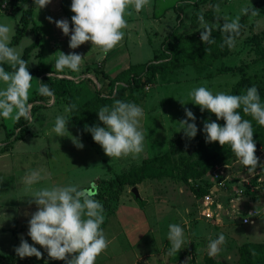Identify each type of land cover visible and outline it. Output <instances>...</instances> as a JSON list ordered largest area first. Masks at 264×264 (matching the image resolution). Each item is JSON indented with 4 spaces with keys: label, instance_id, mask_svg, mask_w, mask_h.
<instances>
[{
    "label": "rangeland",
    "instance_id": "obj_1",
    "mask_svg": "<svg viewBox=\"0 0 264 264\" xmlns=\"http://www.w3.org/2000/svg\"><path fill=\"white\" fill-rule=\"evenodd\" d=\"M63 1L66 13L71 20L74 15L70 10L71 0ZM185 1L194 4L199 0H150L149 5H146L139 13L129 8L132 15L126 14L124 17L128 27L122 30L123 40L115 46L128 51V63L110 67L111 75L122 68H128L131 64L146 63L153 59L157 52L165 49L163 43L177 25L175 9ZM258 1L214 0V3L207 2L200 8L206 13L212 6L219 4L220 12L214 11L213 18H215L209 23H215L217 17H220L219 22L222 24L223 17H227L229 21L237 15L241 18L243 15L241 9L249 8ZM25 3L27 8L31 7L27 0H0V24L13 29L9 44L20 28L21 12L18 8ZM24 8H26L25 5ZM195 11L196 8L192 6L181 15L183 26L180 33L183 35H190L200 29V25L195 26L192 21V14ZM38 16H41L40 12ZM47 24H39L43 34ZM255 33H259L258 35L264 33V11L249 19L244 37L236 41L234 53L231 56L215 62L204 71L188 66L170 72L166 76L158 77L149 86L150 90L146 88L137 95L125 96L121 99L135 103L144 113L140 119V130L145 136L144 151L135 157L130 155L116 159L106 156L102 147L94 142L92 135L85 131V125L98 124L100 127L104 125L97 117L95 120H88L83 125L77 126L72 121V111L67 114L64 111L65 107L69 106L65 98H60L57 102L55 100L54 104L51 100L56 98L54 96L31 103L33 106L40 105L43 108L34 115L31 110L29 133L25 140L15 142L9 151L0 154V264H45V262L65 264V261L51 260L47 252L39 245H34L28 236L31 214L37 210V206L34 203L30 204L29 201L34 191L39 188L65 185L88 188L92 184H95L98 189L94 199L103 205L105 220L101 228L109 242L107 249L96 258L95 264H209L208 243L210 240L218 239L221 233L225 236V243L220 246V251L215 256H211L215 261L226 264H261L264 247L263 178L247 186V189H250L249 194L252 193L251 187L256 189V192L251 194V198L247 196L244 201L233 202V190L222 195L225 220L219 224L210 223L202 216L200 197L194 191L191 181L194 178L186 171L187 161L192 162L196 159L193 140L174 146V152L168 159L172 168L171 174L164 173L148 177L135 186H121L114 182L118 175L140 168L145 160H161L167 152L172 150V141L180 135L182 130L178 122L186 119L185 108L192 111L195 117L197 114L203 116L210 113L207 110L202 113L199 106L192 103L189 93L193 89L204 86L214 95L221 92L231 93L239 77L230 73L220 74V70L225 66H239L245 70H251L252 73H261L264 77V55L262 51L260 54L258 51L254 52L255 48H251L249 41ZM127 36L129 40L125 41ZM34 41L35 35L29 28L20 43L10 47L15 48L22 57L24 50ZM205 45L200 39L178 46L185 52L195 53ZM38 54H40L39 51H33L28 66V71L33 77L28 101L34 97L38 89L36 67L41 65L47 70H52L48 69L52 67L49 58L45 55L37 58ZM86 55L87 53L83 52L82 56ZM107 55H103L96 49L83 60L94 62L96 65L98 61H103L102 57ZM124 57L126 55L122 57L121 53L117 60ZM108 63H114V61ZM84 64L85 62H82L81 66ZM54 71L56 72V69ZM69 72L71 71L65 69L63 73L56 75ZM92 76L97 78L95 74L80 72L73 78L76 83L80 82V84L77 83L78 86H83L86 90L87 95L83 98V102H87L95 95V86L100 89L98 83L102 85L100 79L97 78V83ZM88 78H91L94 83L92 81L91 83ZM3 87L4 85L0 83V88ZM115 94L114 92V95H110L105 91L98 96L93 110L96 111L102 106V99L114 97ZM58 115H67L70 118L67 124L70 135L58 137L52 131ZM15 125L16 121L0 117V149L12 141L7 139V133L13 131ZM18 134L19 131L16 136ZM71 137L79 138L84 145L83 149L75 147ZM255 155L259 158V164H264V148L257 151ZM229 165L232 177L243 175L245 167L237 159L229 162ZM258 169L262 170L259 166L256 170ZM32 170L38 171L41 179L29 187L24 183V178ZM134 187L138 189L140 199L135 197ZM250 203H253V208L261 211V214L255 218L253 225H241L240 220L245 216ZM170 224H178L182 227L185 241L182 249L172 256L168 255L171 247L167 238ZM21 237L38 248L43 253V257L20 259L14 249L19 246ZM246 243H252L260 248L246 247L242 253L241 247Z\"/></svg>",
    "mask_w": 264,
    "mask_h": 264
},
{
    "label": "clouds",
    "instance_id": "obj_2",
    "mask_svg": "<svg viewBox=\"0 0 264 264\" xmlns=\"http://www.w3.org/2000/svg\"><path fill=\"white\" fill-rule=\"evenodd\" d=\"M50 2L51 0H33L34 9L39 12ZM149 3L150 0H71L70 10L74 15L71 18L73 27L69 48L74 50L86 42H91V51L98 49L103 55H107L124 37L122 30L128 27L124 17L126 14L132 15L129 8L139 13ZM25 7L27 8V5ZM212 7L215 12H220L219 4ZM249 11L247 7H243L241 14L247 15ZM257 14L258 11L252 7L251 15ZM220 19L217 17L215 23H209L205 21L202 12L198 13L200 39L204 44H214L216 41L212 37V31L217 29L222 34L223 43L220 46L226 45L232 49L242 28L240 15L230 21L223 17L222 24ZM48 20L54 22L65 36L69 35L70 25L67 19L53 21L48 17ZM12 32L13 29L9 26L0 24V65L7 63L12 68V71H6L0 66V83L4 85L0 88V117L18 122L22 117L31 120L33 105L28 101V93L33 77L28 71V62L22 59L15 48L9 46ZM58 53L54 63L57 73H63L65 69L78 73L83 59L89 54L82 56L76 52ZM53 76V71L48 74L49 79ZM37 82L38 95L54 96L48 84ZM189 97L194 105L199 106L202 113L207 110L215 115L216 120L225 121L223 127L215 121L204 122L205 143L218 142L221 147L228 145L238 162L250 173L255 172L258 166L264 169V164H259V158L255 155L252 122L243 119L237 111L242 107L243 113L250 115L258 125L264 126V105L255 86L249 87L243 95L222 92L214 95L208 88L200 86L193 89ZM74 108L75 105L66 106L64 111L67 114ZM97 114L104 127L98 124L85 125V131L92 135L94 142L102 147L106 156L116 159L130 155L135 157L144 151L145 136L140 130V119L144 113L141 107L132 102L116 100L111 107H101ZM185 116L186 119H182L178 124L184 135L191 139L198 132L196 117L187 108ZM69 120L67 115H58L52 131L58 137L70 135L67 130ZM71 138L75 147L83 149L84 145L79 138ZM40 179V173L32 170L25 176L24 183L31 187ZM97 192L95 184L88 188L65 185L35 190L29 203H34L37 210L31 214L28 223V236L34 245L43 248L51 260L65 261V264H95L96 258L109 244L101 228L105 220L103 205L94 199ZM168 228L167 238L171 244L168 255L172 256L177 254L185 243L184 231L178 224H170ZM224 243L225 236L222 233L218 235V239L210 240L207 246L208 255L215 256ZM14 251L20 259L43 257L38 248L22 237Z\"/></svg>",
    "mask_w": 264,
    "mask_h": 264
},
{
    "label": "trees",
    "instance_id": "obj_3",
    "mask_svg": "<svg viewBox=\"0 0 264 264\" xmlns=\"http://www.w3.org/2000/svg\"><path fill=\"white\" fill-rule=\"evenodd\" d=\"M27 2L31 4V7L24 8L21 6L20 8H18V10L21 12L20 28L16 32L9 46H15L19 44L23 39L26 31L30 28L31 33L35 35V41L24 50V54L22 56V59L26 60L29 65L30 57L33 51L40 49L43 46L44 34L33 18V0H27ZM207 2L214 3V0H199L194 4H190V2L185 1L180 6L176 7L175 11L177 13V25L173 29L171 35H169L170 37H167L164 41L163 48L165 46V49H163L159 53L157 52L152 60L146 63L131 65L128 69L123 70L115 77L108 75L104 70H101L98 67L88 66L83 71V73L95 74L97 78L102 81V85L100 89H97V87L94 85L95 95L92 96L91 99L87 102H83V98H85V95H87L85 88L83 86L77 85V83L80 84V82L76 83V81H74L73 79L61 78L57 76H53V78L49 79L48 74L51 71L45 69L41 65H38L36 67L35 73L39 78V81L49 85L50 89L54 92V98L56 97V102L60 98H65L66 100H68L69 106L75 105V108L71 113L72 121L77 126H81L88 120H95L98 117L97 113L101 107L110 106L114 103V101L124 99L125 96H134L138 93L143 92L147 87L152 85V83H154L158 77L166 76L170 72L184 69L188 66H193L200 71H204L215 62L224 60L227 57L231 56L234 53V49H229L226 45L224 47L220 46L223 43L222 34L217 29H213L212 31V37L216 42L212 45L206 44L203 48L201 47L195 53L185 52L178 46L186 45L189 42L192 43L200 40L199 31L201 29H198V31L191 33L190 35H183L182 33H180V29L183 26L181 15L185 12L186 9L192 6L195 7L196 11L194 12V14H192V21L194 22L195 26H199L198 13H201L203 10L202 8H200V6L205 5ZM252 7L257 10L258 13L264 11V0H259L254 5L250 6L248 8L250 10L249 14L242 15V17L240 18L242 28L240 36L236 38V41L241 40L244 37L248 21L253 17L251 15ZM213 12V7L206 11V13L202 12L206 22H210L215 18H213ZM258 34L259 33H255V35H253L251 40L249 41L251 42V48H255L254 52L258 51V54H260V51H262V55H264V33H262V35ZM40 57L41 54H38L37 58ZM0 66H3L8 71H12L11 66L7 63H4ZM53 73L58 74L55 71ZM229 73L237 75L239 77L238 81L234 83V86L230 93L231 95H243L246 93V90L249 87L255 86L258 89L261 103L262 105H264V77L261 75V73H252L251 70H245L244 68H240L239 66H225L220 70V74ZM62 75H67L72 78L76 77V74L72 72ZM88 80L94 83L91 78H88ZM105 91L109 92L110 95H114V92L116 94L114 97L102 99V106L94 111V102L96 101L97 97L101 96ZM45 98L47 97L40 96L36 92L34 97L31 98L29 102L37 103L44 100ZM42 108L43 107H41L40 105H34L32 107L33 115ZM237 111L241 114L243 119H247L252 122L254 131L253 140L256 144V152L264 148V126L258 125V123L253 120L250 115L243 113L242 107L240 109H237ZM205 121H215L222 127L225 124V121L222 119L216 120L215 115L212 113L197 118L195 120V123L198 128V132L194 138L189 139L184 135L183 130H181L180 135L172 141V150L167 152L161 160H145L140 168H137L135 171L129 173L118 175L115 178L114 182H117L121 186H135L139 183H142L148 177H155L164 173L171 174L172 168L170 167L168 159L174 152V146L178 143H182L188 140L194 141L196 159L192 162L187 161V174L192 176L194 178V181L201 180L205 182L209 172L216 165L229 164V162L236 159L228 145L221 147L218 142L210 144L205 143V134L203 133V126ZM30 122V120H25L23 117L18 122H16L13 131L7 133V139H12V141H9L2 149H0V154L9 151V149L15 142L25 140L26 136L29 133L28 126ZM17 131H19V134L16 136ZM206 186L208 187L209 184H206ZM207 187L201 188L199 191H197V189L193 186L194 191L199 195V197L208 191ZM139 201L142 202L141 200ZM243 247H241L242 249L240 248L242 253L245 251L246 247H254L255 249L260 248L259 246L252 243H246ZM208 261L209 264H226L215 261V259H213V257L211 256L208 257ZM261 264H264V247L261 254Z\"/></svg>",
    "mask_w": 264,
    "mask_h": 264
},
{
    "label": "built area",
    "instance_id": "obj_4",
    "mask_svg": "<svg viewBox=\"0 0 264 264\" xmlns=\"http://www.w3.org/2000/svg\"><path fill=\"white\" fill-rule=\"evenodd\" d=\"M69 78L67 75H54V77ZM120 84V83H119ZM150 90V87H147ZM52 103H55V99H51ZM53 103V104H54ZM52 104V105H53ZM257 171V172H256ZM255 172H248L246 168L243 169V175H234L232 177L231 166L229 164L216 165L208 174L206 181H192L193 186L199 191L201 188L207 187L208 191L200 196V210L202 216L210 223H223V203L221 197L224 193L233 190V202L244 201L247 196L251 198V194L256 192V189L251 187V194L247 186L255 184L257 181L264 179V169L256 170ZM233 188V189H232ZM261 214V211H257L253 208V203H250L247 212L243 219H241V225H253L255 218ZM220 226V225H218Z\"/></svg>",
    "mask_w": 264,
    "mask_h": 264
},
{
    "label": "crops",
    "instance_id": "obj_5",
    "mask_svg": "<svg viewBox=\"0 0 264 264\" xmlns=\"http://www.w3.org/2000/svg\"><path fill=\"white\" fill-rule=\"evenodd\" d=\"M26 4L27 3H25L24 5H26ZM24 5L22 7H24ZM39 12H40L41 16H38ZM39 12L37 11V14H36V9L33 10V18H34V21L36 22V24L41 29H42V27L39 25L40 23H48V24H47L45 30L43 29V31H44V44L40 49H38L36 51L40 52L41 57L45 55L47 58H49V63H50V65H52V67H48V69H52L49 71L52 72L55 70L54 63L59 56L58 52H63L65 54H66V51H68L67 54H69L71 52L83 54V52H85L88 54L89 51H91V49L89 48V47H92L91 42H86L85 44L81 45L79 48L74 49V50L69 48L71 28L73 26L71 24V20L69 19V16L66 13L65 8H64V1L63 0H51V2L45 8L41 9ZM48 17H51L53 21H57L60 19H67L69 21V25H70L69 35L65 36L63 34V32L56 27L54 22H49ZM128 40H129V37L127 36V39L125 41H128ZM149 43H150V41H149ZM64 48H65V51H64ZM87 50H89V51H87ZM91 52L93 53L94 50ZM127 52L128 51L121 49V47H119V48L114 47L111 51H109V54L107 55V57H102L103 61H101V62L98 61L97 62L98 64H96V65L94 64V62L90 63V61L88 62V60L87 61L83 60V62H85V64L80 67L79 72L83 73L84 69H86L88 66H90V67L92 66V67H98L101 70H104L108 75L115 77L117 74H119L123 70L128 69L131 65H133V64H131L128 68L127 67L122 68V70H120L119 72H117L114 75H111V73L109 72L110 67H112L114 65H116V66L122 65V64L127 65V63H128L127 62V59H128ZM121 53H122V57H123V55H126V57L120 58L117 60V58L120 56ZM110 61H114V63H108ZM139 64H141V63H139ZM82 67H84V68L82 69ZM79 72L75 73V74H79ZM38 80H39V78H38ZM199 110H200V108H199ZM200 116H201V114H197L196 119L199 118Z\"/></svg>",
    "mask_w": 264,
    "mask_h": 264
},
{
    "label": "water",
    "instance_id": "obj_6",
    "mask_svg": "<svg viewBox=\"0 0 264 264\" xmlns=\"http://www.w3.org/2000/svg\"><path fill=\"white\" fill-rule=\"evenodd\" d=\"M94 79H95V81H97V83H98V80H97V78H95L94 76H92ZM98 86L101 88V85L98 83ZM133 193H134V195H135V197L137 198V199H140V193H139V191H138V189L136 188V187H134V189H133Z\"/></svg>",
    "mask_w": 264,
    "mask_h": 264
}]
</instances>
